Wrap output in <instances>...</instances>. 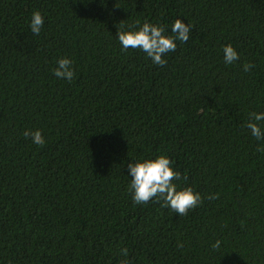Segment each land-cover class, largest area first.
Wrapping results in <instances>:
<instances>
[{"label": "trees", "instance_id": "trees-1", "mask_svg": "<svg viewBox=\"0 0 264 264\" xmlns=\"http://www.w3.org/2000/svg\"><path fill=\"white\" fill-rule=\"evenodd\" d=\"M176 19L166 66L118 40ZM262 112L264 0H0V264H264ZM160 155L202 196L186 216L132 199L128 165Z\"/></svg>", "mask_w": 264, "mask_h": 264}, {"label": "clouds", "instance_id": "clouds-1", "mask_svg": "<svg viewBox=\"0 0 264 264\" xmlns=\"http://www.w3.org/2000/svg\"><path fill=\"white\" fill-rule=\"evenodd\" d=\"M44 17L40 11L32 14L30 28L33 34L39 35L44 25ZM137 24L139 22L137 21ZM193 26L185 23L182 19H176L172 32L174 35H164L166 29L164 26H158L149 22H144L137 31H122L119 29L117 33L118 40L124 51L129 48L140 49L151 58L152 62L159 66H166L167 60L164 58L169 52H174L177 48L176 41L186 43L190 38ZM224 60L227 64H232L240 59L239 53L231 45H226L223 49ZM254 67L251 63L244 64V70L250 71ZM54 75L60 79H66L69 82L76 76L73 67V61L67 57L57 61V67L54 69ZM251 119L247 122V128L251 135L257 140H264V130L258 123L264 121V112L251 113ZM24 137H31L33 143L43 147L46 140L40 130L29 131L23 133ZM257 151L264 153V146ZM174 161L167 155H160L155 159H145L140 162L128 165L131 176L129 191L133 193L132 199L135 204H147L155 200L162 202V207L170 208L173 212L180 216H186L190 210H194L203 203L202 196L199 192L194 191L191 187L179 189L175 181L181 179L187 180V175L182 177L179 171L173 169ZM208 199H219V194H211ZM179 247H183L179 243ZM214 249L220 248V241L213 244ZM124 256L128 255V249L122 250ZM120 264H129V261L123 260Z\"/></svg>", "mask_w": 264, "mask_h": 264}]
</instances>
